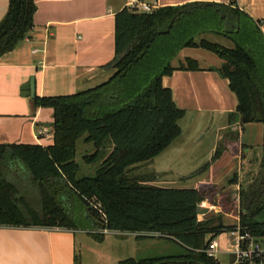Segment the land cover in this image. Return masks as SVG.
<instances>
[{
	"label": "trees",
	"instance_id": "obj_1",
	"mask_svg": "<svg viewBox=\"0 0 264 264\" xmlns=\"http://www.w3.org/2000/svg\"><path fill=\"white\" fill-rule=\"evenodd\" d=\"M36 9L34 0H9L0 22V56L28 36ZM208 34L230 44L210 40ZM188 47L208 50L222 59L215 70L228 79L238 98L227 137L239 138L238 130L232 129L237 117L242 125L264 126V33L258 21L234 2H191L152 12L126 6L115 15V56L107 65L114 74L78 93L35 97L38 107L53 109L54 144L0 143V225L159 233L181 246L183 253L127 258L119 264H221L205 249L211 235L232 226L224 222L222 213L198 219L211 191L202 186L161 187L151 184L148 175L131 173L181 134L179 121L185 110L176 104L163 78L176 70L201 69L191 57L173 64ZM82 137L95 147L84 161H101L93 176H77L75 156ZM221 146L212 160L220 156ZM19 165L28 174L12 179L10 169ZM262 173L260 187L240 219L242 225L264 235V222L245 218L261 210L256 204L264 191V154ZM96 204L104 215L101 221L95 216ZM91 235L98 240L104 236Z\"/></svg>",
	"mask_w": 264,
	"mask_h": 264
},
{
	"label": "crops",
	"instance_id": "obj_2",
	"mask_svg": "<svg viewBox=\"0 0 264 264\" xmlns=\"http://www.w3.org/2000/svg\"><path fill=\"white\" fill-rule=\"evenodd\" d=\"M131 1L134 0H34L37 9L28 36L0 56L1 144L44 147L54 144L53 109L38 107L35 97L70 95L108 80L115 72L107 67L115 56V15ZM136 1L158 8L191 2H234L259 22L264 33V0ZM8 8L9 0H0V22ZM206 37L227 42L212 34ZM199 49L202 48H184L180 53H185L178 54L180 58L173 64L177 66L191 57L199 62L200 70H176L163 78V84L171 88L176 104L185 110V115L179 121L181 134L158 156L165 154L163 163L176 154L178 158L183 157L188 143H199L202 140L199 135L215 127L212 145L223 142L230 155L244 161L251 150L246 149L249 144L241 142L240 136L230 140L226 134L230 113L236 111L238 98L228 79L215 70L222 65V59L219 61ZM33 77L35 96H25L22 87ZM232 129L240 134L244 127L235 123ZM188 158L199 161L203 156ZM169 165L168 161L167 170ZM26 174L23 167L10 169L12 179ZM84 232L63 227L0 225V264H119L127 258H151L138 256L137 249L146 245L145 240L160 238L147 232L105 233L96 243L99 245L91 246L90 237ZM107 235L114 237L107 239ZM138 235L145 237L139 239ZM122 250L124 254H119Z\"/></svg>",
	"mask_w": 264,
	"mask_h": 264
},
{
	"label": "rangeland",
	"instance_id": "obj_3",
	"mask_svg": "<svg viewBox=\"0 0 264 264\" xmlns=\"http://www.w3.org/2000/svg\"><path fill=\"white\" fill-rule=\"evenodd\" d=\"M227 44H230L227 41ZM192 49H186V51H191ZM200 52L206 53L211 57L221 61V58L210 51L199 49ZM182 52V51H181ZM185 53V52H183ZM183 53H179L182 56ZM177 56L174 59L176 63L180 56ZM237 124L241 125L240 118L237 117ZM185 124V123H184ZM211 124V120L208 122V127ZM244 129L240 130V139L241 142L249 144L246 149H251L250 153L246 155V159L241 161L238 158H235L233 155H230L226 145L220 143L218 145H212V136L215 127L212 129H207L203 131L199 136L202 140L199 143H188L185 147V155L183 157H176V155L169 159V170L166 168V163L162 162V157L165 154L157 156L153 160L145 163L137 164L132 170L131 173L136 175H148L151 177V184L167 187V188H195V187H205L209 191L208 201L213 204L220 205L222 209L226 212L223 215L224 222L227 225L238 224L237 217L241 214L247 213L245 210L247 208V202L252 196V193L260 187L262 180V160L264 154L263 140H264V126L262 123H247L243 124ZM184 128H186L184 126ZM228 132H226L227 134ZM221 154L220 156L213 159L215 154V149L217 146L221 145ZM213 146V147H212ZM95 151L93 143H86L84 137L80 138L77 142V150L75 160L79 164V170L77 172L78 177L83 176H93L96 173V169L100 165V162L93 164H87L84 161V155L91 154ZM199 154L203 158L198 161L190 160L188 157ZM202 164L196 167V164ZM208 164V165H207ZM207 165V168L203 167ZM21 167V165H19ZM235 178V182L231 183V179ZM16 181V180H15ZM17 182V181H16ZM235 184V185H232ZM240 186V209L241 212L237 209L236 205V194L234 190L235 186ZM261 207L260 212L255 216L247 215L245 218L247 221H258L264 222V191L261 193L259 201L256 204ZM96 210L95 216L96 219L104 218L102 210L99 208V205L93 206ZM215 213L212 212L207 215L210 217ZM97 221V220H96ZM85 235L90 237L91 246H96L99 244L98 239L94 238L92 234H104L103 229L100 227H94L90 230H83ZM257 234V233H256ZM114 237V235H107V239ZM209 237V235H208ZM207 237V238H208ZM226 238L227 231L222 232L218 235V240L221 244V250H226ZM96 241V242H94ZM146 244L144 247H139L137 249L138 256L141 257H159V256H169L175 254L183 253L181 246L176 244L173 241L162 239V238H151L145 240ZM119 254H124V250L120 251ZM218 260L222 264H227L230 261V256L225 253L217 254Z\"/></svg>",
	"mask_w": 264,
	"mask_h": 264
},
{
	"label": "built area",
	"instance_id": "obj_4",
	"mask_svg": "<svg viewBox=\"0 0 264 264\" xmlns=\"http://www.w3.org/2000/svg\"><path fill=\"white\" fill-rule=\"evenodd\" d=\"M129 7L134 10L143 11V12H152L158 9L155 5H150L147 3H141L139 1H131L129 3ZM237 194L235 197L236 207L241 212L240 204V186H235L234 189ZM203 210L198 214L199 220H204L207 218V215L214 213H222L226 212L222 209L220 205L210 203L208 200H205L201 204ZM238 224L233 225L232 228L225 230L227 231L226 238V250H221V244L218 240V235L210 236L208 246L205 249V252L209 257L215 259L220 262L217 258V254L225 253L230 256V261L227 264H264V235L256 234L249 227L242 225L240 214L238 216ZM103 233H115L121 234L125 232H121L118 230H109L103 229ZM160 236L159 233H153ZM221 263V262H220ZM222 264V263H221Z\"/></svg>",
	"mask_w": 264,
	"mask_h": 264
},
{
	"label": "water",
	"instance_id": "obj_5",
	"mask_svg": "<svg viewBox=\"0 0 264 264\" xmlns=\"http://www.w3.org/2000/svg\"><path fill=\"white\" fill-rule=\"evenodd\" d=\"M22 94L25 96H35V78L33 77L28 83L22 87Z\"/></svg>",
	"mask_w": 264,
	"mask_h": 264
}]
</instances>
